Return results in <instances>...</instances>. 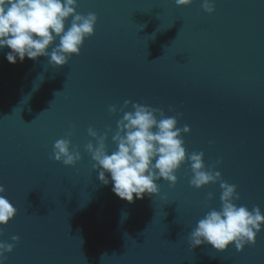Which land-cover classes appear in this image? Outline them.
Wrapping results in <instances>:
<instances>
[{"label":"water","instance_id":"obj_1","mask_svg":"<svg viewBox=\"0 0 264 264\" xmlns=\"http://www.w3.org/2000/svg\"><path fill=\"white\" fill-rule=\"evenodd\" d=\"M203 2L77 0V13L97 15L95 34L59 68L48 57L10 64L11 50L0 49V195L17 209L0 242L19 237L2 264H264V224L243 251L191 247L222 193L220 182L191 187L190 163L175 186L161 179L158 195L128 203L99 181L85 151L96 144L88 128L114 133L126 100L180 113L188 154L203 152L206 169L220 161L236 205L264 215V0H210L211 14ZM65 138L82 157L75 166L53 157Z\"/></svg>","mask_w":264,"mask_h":264},{"label":"clouds","instance_id":"obj_2","mask_svg":"<svg viewBox=\"0 0 264 264\" xmlns=\"http://www.w3.org/2000/svg\"><path fill=\"white\" fill-rule=\"evenodd\" d=\"M175 3L177 7L189 6L192 0H175ZM77 7V0H0V49L7 47L11 50L7 54L8 62L15 64L17 58L23 62L25 57L34 61L48 57L51 66H66L73 55L80 54L84 41L95 34L98 21L95 13L85 16L77 13ZM202 7L209 14L215 11L210 0H204ZM69 18L71 24L66 30ZM57 40L58 46L49 52ZM129 105L133 111H124ZM108 111L116 114L117 107L110 106ZM119 111L123 116L114 133L108 128L101 135L92 127L88 128V135L96 144L89 142L85 151L91 156L93 170L99 173L103 185L111 182L116 196L134 203V196L143 199L145 194L150 197L158 195L157 182L161 179L175 186L178 182L175 173L183 164L190 163L191 187L199 190L220 182L222 193L221 208L209 211L191 231V247L207 244L223 253L232 244L238 252L246 245H255L264 224V215L258 206L249 211L246 206L236 205L235 201L240 199L236 186L222 181L221 173L215 171L220 161L206 169L203 152L188 154L182 135L189 134L191 129L187 125L182 129L177 127L178 117L182 114L167 117L162 109L128 100ZM109 133H113L112 143L117 146L111 154L106 143ZM72 135L71 131L67 133L68 137ZM70 148V139L56 141L53 147L55 161L75 166L82 157L78 150ZM106 174H110L111 181ZM5 191L0 185V194ZM212 199L213 194L209 193L207 200ZM16 215L17 209L0 195V226H7ZM12 241L0 242V264L7 259L5 253L13 251L19 237L13 236Z\"/></svg>","mask_w":264,"mask_h":264}]
</instances>
